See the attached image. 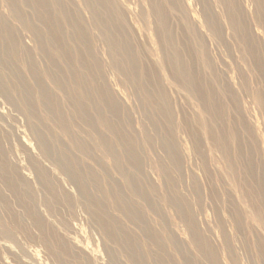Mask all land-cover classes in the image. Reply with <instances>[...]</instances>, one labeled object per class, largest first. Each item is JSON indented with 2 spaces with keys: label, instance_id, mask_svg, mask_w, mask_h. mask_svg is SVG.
Returning <instances> with one entry per match:
<instances>
[{
  "label": "rangeland",
  "instance_id": "374dc122",
  "mask_svg": "<svg viewBox=\"0 0 264 264\" xmlns=\"http://www.w3.org/2000/svg\"><path fill=\"white\" fill-rule=\"evenodd\" d=\"M71 1L76 2L77 0H71ZM184 1H185V5H187L186 7L188 8L191 7L195 10L199 9L198 7L199 5L197 6L194 5L193 0H184ZM143 3L146 6V0H127V1L124 0L123 2H121V5L127 11H129V8L127 5L130 6L128 19H130L129 21H131L132 23L131 25H133L132 28L133 29L136 28L138 30V31L135 30L136 35H137L136 36L137 40L133 43L134 50L131 47L133 51L132 50L130 51L133 52L134 56L136 57V60L142 59V57H144L148 60L147 62L148 66H151L153 64L155 65V63L160 64L161 44L157 38L152 18H150V20L152 21V25L150 26L149 24L145 25L143 23L142 17H137L139 13L145 12L146 10L145 6H143ZM76 4H77L76 6L83 7V5L81 4V1ZM0 12H1V15L4 16L3 24L6 23V25L9 26L10 29L16 30L17 31L16 36L17 35L19 36V34H22V32L24 33L23 43L22 42L17 43L19 45L17 57H13V53L11 50L12 48L10 47V44L0 49V53L4 56L3 61L2 59L0 60V84L6 89L5 91L4 88L3 90L0 88V151H1L0 154L3 155V158L7 162H9L12 168L15 167L16 171H18L15 173L14 176H17L18 173L23 175V176L21 175L17 176L16 181L21 183V182H24L23 179H25L26 177L29 179L28 184L30 185V191L36 196V199H37L36 202H38L36 204V207L38 205L37 209L39 208L38 209L39 212L35 214L34 217L41 218L42 216V219L44 218L43 221L46 222L47 224L46 231L52 232V231L57 230L60 240L69 246L67 253L63 255L61 254L59 258L63 261V263L72 264V263H76V261L79 262L85 259V261L88 262L87 264H117L115 262L117 260H118L117 261L118 264H124V262L128 263L130 261V260L129 261L126 260V253L128 250L130 251V249L133 247V249L138 250L140 254L142 252V254L148 255V258H150L151 260L156 258L158 260L168 261L169 264L171 263L172 264L173 263L184 264L183 263L184 259L191 261L192 264H212V262L210 261L208 262L207 260H205L206 258L202 254V251H205L206 247L202 246L201 244L198 245L200 242L206 241L207 243H209L208 245L211 248L209 253L215 254L218 264H253V263L254 264H264V223L258 217L254 216V213L257 212V213H260V215L264 218V210H263L264 209V118L261 115L260 108L257 106L253 93H252L254 89L257 90L259 88L261 90V93L264 95V80H263L264 79V72H263L264 71L263 70L264 68V48H263L264 47V33L261 32V30L257 32H258V38H260L261 50H259V52L262 53L263 59L260 61L261 63L257 65L258 67L253 64L255 68H253V66L251 65L249 54H247L244 50L231 51L230 49L229 50L231 51L230 53L225 47L223 48L219 46L217 47L209 39H207V43L209 44L208 47L212 55L220 56L219 58H221L222 63L219 68L220 70L226 73L225 80L231 81L232 85L234 86L233 93L235 97H237V102H235L236 100L235 98L228 99L226 95L222 94L219 90H216L218 89V87L214 89V91L216 90V93H217L215 95L218 98L220 97V99L226 103V106L223 108L224 116L222 115V120L225 122L224 125L227 124L225 125L226 129H229L228 131H226L225 141L228 144V147L230 149V154L232 153L230 157L232 156L231 160L233 161V166H234V170H233L228 167V164L226 163L225 159L222 156L221 145H213V141L207 136L204 126H201L204 122L205 115L208 116L209 122H212V119H209V118L215 119L216 114H217L216 118L220 119L221 114L217 112H212V111H209L208 113V111L203 107V103L199 101L200 96L198 94L197 96H194L193 93L189 92L186 89H183L181 86L175 84L174 82H170V85H168V82L170 80L168 77H165L166 69L164 66L162 67V74H161L163 75V77H155V78H158L159 80H161V87L172 105L169 110L170 116H171L170 122L172 124L169 127L170 136L168 137V135H166V137L168 138L169 142L172 141L173 144L176 146V151H174V148L172 147L171 151L167 152L166 149L161 147L160 139L165 136V134L163 133L164 129H163L162 124H160L161 121H158V122L153 121L154 120L153 114H158V113H155L154 109H152L150 106H147L145 104L143 96L139 92H136L137 90L136 88H134L135 86L133 85L132 81H130L131 77L129 78L126 77L128 75L121 76L120 74H118L119 72H117L118 70L116 68L109 65V62H111V58L107 55L108 53L106 49V43L105 41L103 42V40L99 37V35L97 36L99 40L95 38L96 37L95 33L97 32L94 33L93 30L91 32V29H90L91 26L93 27V29H96V28L92 24L93 19L90 17V14L89 12H87V10H83V11L78 10L76 13L79 16V19L81 18L80 19L82 22V23L80 22L81 25L86 26V31L88 30L87 33L90 31L89 33H90L92 45L96 49L95 53L97 54L101 63L105 64L104 68L106 72V77L109 82L110 90L112 93L111 94L112 103H113V106L117 104L116 106L117 111L113 112L112 114L110 113L106 115V117L111 116V118H118V119L120 117V124L119 125L117 124V126H115L113 124L114 121H112L111 125L112 124L113 125L111 126V129L109 130L106 126L105 127L101 126L100 124L101 118H102L101 114H98L97 112L92 111V109H90L91 107L85 109L88 111L90 110L94 114V118L96 119L97 124L101 127V131L104 134H106L105 136L107 140H104L103 141L104 143H102L101 145L98 139L99 134L97 132H90V134H88L86 132L80 131L79 126L77 127L73 125L68 120V118H71L74 116V112H67L61 109L62 113L64 114L62 116L55 115L56 110L61 108L60 104L63 100V98H61L62 93L61 91L60 92L58 91V89L56 88L55 82H54V77L57 76V74H55L57 67L54 68L52 66H49L50 69H48L46 65L47 63H49L48 60L46 58H43L41 56L42 54L39 53V51L33 46V43H32L33 35H32V32H30L29 30V25L31 24L30 21L28 22V28H25L24 23L20 24L17 21L12 19L11 14L9 13V10L7 8L6 9L3 8ZM23 12L29 16L31 14V10L28 11V10L23 9ZM146 12H147V18H146L147 20L149 17V7H148V10H146ZM188 14H189V19L191 18L192 20L191 19L190 20L194 21L196 24L197 23L199 24L198 20L202 22L201 17L197 19L194 17V15L190 14V12ZM81 15L82 17H80ZM63 29L65 30V33H67L71 30V27H69L66 24L65 26H63ZM175 30L177 31L176 33H178V35L176 34V38H178V36H180L183 33L182 31L183 28L182 26H179L177 28L175 27ZM203 31H206L205 28H203ZM91 33L94 35H92ZM64 41L67 42L66 39L60 42H64ZM23 44L25 45L28 44L29 46L22 47ZM140 44L144 45L145 47L144 52H143V49H141L142 47L141 48L138 47ZM5 48H6V51H5ZM22 48H25L27 51L26 50L23 51ZM232 48H235V47H232ZM51 49L53 53H55L53 57L56 60H58L59 57L61 59V56H59V53L55 52L53 48ZM27 52L28 54H26ZM23 53L24 55H27V56H24ZM185 57L188 60L187 56ZM8 58H9V61H8L9 64L6 63L7 61L6 59ZM26 59H28L29 61H26ZM191 60L192 62H194L195 61L194 57L191 58ZM233 61H235V63ZM3 62L5 64H2ZM27 62H29L32 65L29 68H33V69L28 68ZM261 64H262V67H261ZM9 65L11 66L9 67ZM77 66L78 67L74 66L77 70L73 66H71V64L68 65L69 67L68 68L67 64L64 63L62 59H61V62L59 63V67L63 70L65 74H71L70 70L73 71L74 79L77 81V85L79 84L78 86L82 87L84 86L83 85L84 78L82 77L80 72H83L82 74L87 79V77H89L87 76V71L89 67H85V64L79 65V63H77ZM237 66L239 68H237ZM101 68L103 69V66H101ZM10 69L15 72L14 74L15 76L10 75L9 73ZM51 69H52V72H51ZM35 70L41 74V77L33 78V75L31 74ZM241 72L246 76V78L245 77L244 78L247 82L246 83L247 88H245V85H242V78L239 77ZM18 73L21 75H19ZM53 73H54V77H53ZM19 76L25 78V82L26 83L28 82V84L31 86L28 89L30 90V93H31L30 99L34 101L33 108L36 112L37 117L42 120V124L39 125L38 123V126H37L38 130L36 131L40 133L41 135L43 134L44 136H47L48 138L53 139L52 141H55L53 144V148L55 147L54 150H57L59 148V145L63 143L62 145H65L63 147H66L67 149V158L71 156L69 153H71L72 155L76 154L77 155L76 158L74 155L73 156L74 160L70 162V165L71 163H78V165L83 167V171L85 175L83 174L82 170L79 171L77 175L75 174V176H71V175L68 176L67 174L64 175L65 172L59 169V167L54 163L52 158H48V157L44 158L43 155H41V150H40L41 148L37 146L36 138H34L31 132V129H30L32 124H29L27 122V116H28L27 112L24 111V108L18 103L16 104V102H13L12 100L9 101L10 100L9 96H12V94L14 96L12 97L15 99H17L16 97H19L20 90L18 91V84L13 80V78L19 77ZM76 78L77 79L79 78V80H81L83 84L82 83L80 84V82ZM150 78H152L153 80H150L148 78L149 84H151L150 81H152V83L154 81V77H150ZM38 79L39 81L41 80L43 83L45 81V84H47V86L51 89L52 94L55 96L57 104L50 106L51 110L47 109L46 106H43L39 103L42 97L40 95L41 90H39L37 85H35V83H38L37 81ZM223 79L224 77H222V80ZM217 82L218 84L220 83L218 80ZM224 83H227V82L224 81ZM86 86L87 85L85 84V87ZM81 90L82 88H75V91L77 94H79ZM8 93L9 95H7ZM262 97L264 98V96ZM115 99L118 101H116ZM87 100L88 99L85 98V101ZM113 100H115V103ZM239 101H240L241 106L239 107L234 106L235 103L239 104L238 103ZM103 109L105 110L106 108L103 107ZM52 110L53 112L54 111L55 112L52 113ZM115 114L116 116H114ZM183 114L184 116L185 115L186 116L183 117ZM144 116L148 118H144ZM59 117L62 118V122H64L63 119H65L66 122H68V129L70 130V133H72L71 134L72 140L70 139V134H67L68 130H64L63 127H61L59 123L54 121V118H59ZM186 118H189V119H186ZM35 120H38V119H35ZM183 120L185 122L187 121L186 124ZM7 122L8 124H6ZM162 122L165 125L167 124L164 121ZM188 123H190L191 126ZM76 124L81 125L82 127H86L85 124H81V123H76ZM184 124L188 128L184 126ZM151 125L154 128H152ZM118 126H121V127H118ZM41 128L44 130H42ZM191 130L193 132L195 131L194 133L197 136V140L199 138L198 142L200 140L202 141V142L200 141L201 144L199 142L200 152H198L199 147L193 148V145H192L193 143L191 139L192 133L189 132ZM245 130L247 131L244 132ZM116 134L117 136H115ZM122 134L129 136L131 141L134 142L133 144L138 147L141 160L143 159L144 165L142 166L144 169L143 170L144 175L138 176L137 178L138 181L136 180V182L140 185L142 184V186L144 185L143 188L147 191L148 197L149 198L151 197L150 199H152L150 200L147 198L148 202L143 201L146 199L140 197L137 193L127 188L128 187L127 184L129 183H128V179L126 180L125 178L126 177L125 172L130 171L131 169L129 168H131L132 166L126 163V160L123 154L121 153L123 150L122 149L123 147L120 144L121 142L119 138L122 136ZM58 135H59V138H58ZM73 137H77V138L79 137L80 141L77 140L75 142L73 140ZM81 139H86V140L83 142ZM117 139H119V141ZM19 141L21 143H19ZM22 141H24V143H22ZM21 144H24V145H21ZM106 144L111 145L112 150H113L111 153H108V151L105 149V147H107ZM179 147H183L184 150L179 149ZM87 150H90V151L92 150V152L86 155L84 154V152H86ZM21 151H23L22 152L23 155L21 154ZM94 153H97V155L95 156ZM5 155L8 159L5 157ZM204 155L205 157H203ZM180 156L182 159L180 158ZM96 158H100L99 161L98 159L96 161ZM198 159H200V161ZM175 161L179 164V166L175 164ZM241 162L243 165L241 164ZM34 165L40 167L41 170L43 169L42 171L44 173H47V177L50 183V186L47 187V190L42 188L40 183L37 182L38 179L35 176V174H33L34 172L32 171L33 169L31 168ZM70 165L68 167H70ZM166 165L169 166L170 168L168 173L165 172V175L161 174L163 170L160 167L163 166L166 168ZM46 166L48 167V169L46 168ZM99 167L100 168L102 167L101 168L102 170ZM199 167H202V168L200 169ZM104 169H106V171ZM201 171L203 172V174ZM132 173L134 174V172L131 170L130 174ZM109 174L110 176H108ZM204 174L207 178L204 176ZM241 175H244L243 176L244 178ZM85 176H86V179H85ZM70 177H74L73 179L76 182ZM90 177L92 179H90ZM208 177L210 178L209 180H208ZM77 178L78 179L80 178V179L78 180ZM84 180L85 182H83ZM80 181L83 183H81ZM237 181H238V184L236 183ZM242 181L248 182L250 185L249 186L246 185L245 187V183H243L242 185ZM117 182H118V185H120L121 187L122 185L124 186V190L120 187L119 188L116 187ZM107 183L110 186H108ZM192 183H194L196 186L201 183L202 185H199V187L196 188V186H194ZM77 184L78 186L79 185H83V186L82 187L79 186L80 187L79 188L77 187ZM88 184L89 186H87ZM214 184L217 187H215ZM19 185H20L19 186L20 189L22 190L25 189V187L22 184H19ZM93 185L95 186V188ZM86 186L89 187L90 189L86 188ZM134 186L136 185L134 184ZM97 187L99 188L97 189ZM80 190L81 192H79ZM117 190L121 191V193L118 192ZM87 192L89 195L87 194ZM15 193L16 191L13 188H9L6 182L2 181L0 177V206H1L0 207V217L2 218L1 228L9 231L12 236V239L8 238L9 240H6L5 239L6 237L2 236V234L0 233V264H59V262L56 260V257H58L56 253L59 252L58 249L60 248L58 247V244H55L56 240L52 239L50 235L46 233L45 231H42V230L40 231L33 225L32 223L33 218H31V216L28 215L27 211L25 210L26 204L20 203V201H18L17 198H15L14 196ZM117 193L122 194L123 196L125 194L123 198L124 201H122L123 200L122 198L120 201V197L118 196ZM201 193L203 196L201 195ZM257 193H260L262 200L259 199V196L257 195ZM51 194L56 195L58 202L54 199V197L51 196ZM83 194H85L86 196L84 195L85 196L84 197ZM90 194L91 195L93 194V196H90ZM101 195L103 196V198ZM99 196H100V199H98ZM80 197H83V198H80ZM167 197H169V199H167ZM90 199L92 201H96V203L94 205L92 204L90 205L89 204ZM176 199L179 201V203H181L180 208L183 211V214L186 215L185 217L184 215L180 216V214L177 213V210L171 204V203L174 204V202H177ZM2 200H4V204L9 206V210H6L7 207L2 203ZM97 200L99 201L101 200L100 202L102 203L104 202L105 204L100 203L101 205L100 204L98 205ZM232 200L235 202H233ZM83 205H84V208H83ZM148 205L150 206V208ZM154 205L157 207L158 210L157 209L154 210L151 208V206H154ZM107 207L108 209H106ZM88 209L90 211H88ZM228 209L230 212L228 211ZM131 210L133 211L131 212ZM91 211H94L98 215H100L101 220L102 221L104 220L103 222H105L104 224H106L107 227H109L108 224H111V227L109 228H112V229L102 232L97 221L95 219L93 221V215ZM160 213L163 215H160ZM218 213H219V216L217 215ZM111 214L112 216H116V217L114 218L110 216ZM136 217L138 221L135 219ZM159 217H161L160 219L162 221L159 219ZM113 219L115 221H113ZM140 220L143 223H141ZM184 220H186V224ZM11 221L14 223H12ZM90 221L91 222L93 221V222L91 223ZM113 222L117 224L116 229L114 228ZM165 222L166 223L168 222V223L166 224ZM145 225H148V226H145ZM220 225L223 227H221ZM168 226H169V230L171 231L167 230ZM220 227L222 228V230ZM126 228L129 230H127ZM189 228L190 229L192 228L191 229L192 231L188 230ZM105 233L107 234L109 233L108 235H110L111 237ZM143 235L145 236V238ZM147 235L152 237L151 239L158 240L160 244H163L165 242L163 246L167 254L164 255L160 253L161 257L158 258L157 256L158 253L151 248V245H153L154 242L151 241L150 237ZM131 236H132V239H131ZM225 236L226 237L228 236L227 237L228 239ZM244 236L245 238H243ZM109 238H111V240ZM123 238L124 240H122ZM101 239H103L102 240L103 242L101 241ZM183 239L185 240L183 241ZM71 240L73 243L71 242ZM99 240L101 243L99 242ZM108 240L112 242H109ZM125 240L127 241V243ZM259 240L261 243L259 242ZM87 242L89 243L88 245H87ZM104 242H106L107 244L104 245L103 244ZM175 242L179 246L181 245L180 251H177L178 246L175 247L174 245ZM117 243H123V244L126 243L127 245L129 243H134V244L136 243V244L134 246L129 245L130 247H128L126 251V247H121ZM97 244H98V247H97ZM108 244L110 245L107 246ZM102 247L104 250H102ZM138 247L140 248V250ZM245 247L247 250L245 249ZM99 248L101 249L103 253L100 252ZM54 249L57 250L56 253H54ZM111 249L113 250L111 251ZM105 253H109V255L108 254L105 255ZM122 260L124 262H122Z\"/></svg>",
  "mask_w": 264,
  "mask_h": 264
},
{
  "label": "bare ground",
  "instance_id": "6f19581e",
  "mask_svg": "<svg viewBox=\"0 0 264 264\" xmlns=\"http://www.w3.org/2000/svg\"><path fill=\"white\" fill-rule=\"evenodd\" d=\"M80 1H81V4L83 5V7L76 6L77 5L76 3H79ZM123 1L124 0H121V2H123ZM121 2H120V0H77L76 2L71 1V0H0V11L3 8H5V9L7 8L9 10V13L11 14L12 19L15 20V21H17L20 24L21 23L22 24L24 23L25 28H28V22L30 21L31 24L29 25V30H30V32H32V35H33V38H32L33 46L39 51V53L42 54L41 56L43 58H46L48 60L49 63L46 64L48 69H50L49 66H52L54 68L57 67L56 68L57 70L55 71V74H57V76L54 77V73H53V77H54V82H55L56 88L58 89L59 92L61 91V93H62L61 98H63V100H62L61 104L59 102L61 108L58 109V110H56V112L54 111L55 112V115L62 116L64 113H62V110L61 109H63V111H67V112H74V116L73 117L70 116L71 118H68V120L73 125H75L77 127L79 126L80 131L86 132L88 134H90V132H97L99 134L98 135V139H99V142L101 143V145H102V143H104L103 142L104 140H107V138L105 136L106 134H104L101 131V127L97 124L96 119L94 118V114L90 110L88 111V110H85V109L91 107L90 109H92V111H95L98 114H101V117L102 118H101L100 124H101V126H104V127L106 126L109 130L111 129V126L113 124L115 126H117V124L118 125L120 124V117H119V119L118 118H111V116L110 117H108V116L106 117V115H108L110 113L112 114L113 112L117 111V108H116L117 104L113 106V103H112V99H111V94L112 93H111V90H110L109 82H108L107 77H106V72H105V68H104L105 64H102L101 63V61L99 60L97 54L95 53L96 49L92 45V41H91V37H90V33H89L90 31L88 32L89 33L88 34L87 33L88 30L86 31V26L83 25L85 27L84 28L81 25V23H82L81 20H80L81 18L79 19V16L76 13L78 10H81V11L87 10V12H89V14H90V17L93 19L92 24L96 28V29H93V27L91 26V28H90L91 29V32H92V30H93L94 33L97 32V33H95L96 34L95 35L96 36L95 38H97V36L99 35V37L103 40V42L105 41V43H106V49H107V53H108L107 55L111 58V62H109V65L112 66V67H114V68H116L118 70L117 72H119L118 74H120L121 76L128 75L126 77H128V78L131 77V80L130 81H132L133 85L135 86L134 88H136V90H137L136 92H139L143 96V99H144L145 104L147 106H150L152 109H154V112L155 113H158V114H153V116H154L153 117L154 118L153 121H155V122L161 121L160 124H162L163 129H164V132L163 133L165 134V136L163 135L164 137H162L160 139L161 140V147L164 148V149H166L167 152H170L172 147L174 148V151H176V146L173 144L172 141L169 142L168 141V138L166 137V135H168V137L170 136L169 135L170 134L169 127L172 124L170 122L171 116H170V111L169 110H170V108H171L172 105H171L170 101L168 100L167 96L165 95V93H164V91H163V89L161 87V80H159L158 78H155V77H163V75H161V74H162V67L164 66L165 69H166V75H165V77H168L169 80H170L168 82V85H170V82H174L175 84L181 86L183 89H186L189 92L193 93L194 96H197V94H198L200 96V100L199 101H201L203 103V107L208 111V113H209V111H212V112H217V113H220L221 114L220 119H217L216 118L217 117V114H216L215 119L214 118H209V119H212V122H209L208 116L205 115L204 122H203V124L201 126H204V129L206 131L207 136L213 141V145H221V150H222L221 153H222L223 158L225 159L226 163L228 164V167L230 169H233L234 170L233 161L231 160L232 159V156L230 157V155L232 153L230 154V149L228 147V144L225 141L226 131H228L229 129H226L225 125H227V124L224 125L225 122L222 120V115L224 114L223 108L226 106V103L224 101H222L220 99V97L218 98L215 94H217L216 93V90H219L222 94L226 95V97H228V99H230V98L231 99H234L235 98L236 99L235 102H237V97H235V95L233 93L234 86L232 85L231 81L230 80H225L226 79L225 78L226 73L224 71L220 70V68H219L220 65H221V63H222L221 58H219L220 56L212 55V53H211V51L209 50V47H208L209 44L207 43V39H209L217 47L218 46L221 47V48L225 47L228 51L230 49H231V51L244 50L247 54H249V59L251 61V65L253 66V64H254L255 66H257L259 63H261L260 61L263 59L262 53L259 52V50H261V48H260V38H258V32L257 31H260L261 30V32L264 33V0H193V4L194 5H196V6L199 5L198 6L199 9H197V10H195V9H193L191 7L190 8L186 7L187 5H185V1L184 0H146V6H145L144 3H143V6H145L146 10H148V7H149V17H148V19L146 20V18H147V12H146V10H145V12L139 13L137 15V17H142L143 23L145 25H148L149 24L151 26L152 25V21H153V25H154V29H155L157 38H158V40H159V42L161 44L160 64L155 63V65L153 64L151 66H148V63H147L148 60L146 58H144V57H142V59L136 60V57L134 56V54L132 52L134 50L133 49V47H134L133 43L137 40L136 39V36L137 35H136L135 30L136 31H138V30L136 28H134V29L132 28L133 25H131L132 23H131V21H129L130 19H128L129 18L128 16H129V11H130V6L127 5L128 8H129V11H127L121 5ZM147 4H148V6H147ZM23 9L24 10H28V11L31 10V14L29 13L30 16L29 15H26L23 12ZM189 12H190V14L194 15V17L197 18V19H199V17H201L202 18V22L200 20H198L199 24L198 23L196 24L194 21H191L192 19L191 18H190L191 20L189 19V14H188ZM80 17H82V15ZM150 18H152V21L150 20ZM3 21H4V16H2L1 15V12H0V49L10 44V47L12 48L11 50H12V53H13V57H17L18 56V50H19V45L17 43H21V42L23 43V35H24V33L22 32V34H19V36L18 35L16 36L17 31L14 30V29L13 30L10 29V27L7 26L6 23L3 24ZM66 24L69 27H71V30L69 32H67V33H65V30L63 29V26H65ZM133 24H134V22H133ZM179 26H182L183 33L180 36H178V38H176V34L178 35V33H176L177 31L175 30V27L177 28ZM203 28H205L206 31H203ZM137 34H139V33H137ZM92 35H94V34H92ZM179 38H181V39H179ZM65 39L67 40V42H65V41L64 42H60V41L65 40ZM97 39L99 40V38H97ZM24 45L25 44H23L22 47L29 46L28 44H26L25 46ZM131 47H132L133 50L131 49ZM138 47H140V48L142 47L141 49H143V52L145 51L144 45L140 44ZM232 47H235V48H232ZM51 48H53V50L55 52L59 53V56H61V59L64 61V63L67 64V67L70 64L73 67L74 66L78 67L77 66V63H79V65H84L85 64V67H89V69L87 68L88 69L87 76H89V77H87V79L82 74L83 72H80L81 75H82V77L84 78V80L82 78L84 84H83V82L81 80H79V78L78 79L76 78L80 82V84L82 83L84 86L79 87L78 86L79 84L77 85V81L74 79V75H73L74 73H73L72 70H70L71 74H65L63 72V70L61 69L62 67L61 66H60L61 68L59 67V63L61 62V59L59 57V59L56 60L53 57L55 55V53H53V51H52ZM22 49H23V51L26 50L25 48H22ZM97 49H98V47H97ZM130 50H132V51H130ZM5 51H6V48H5ZM231 51H229V52L231 53ZM2 52H3V50H2ZM26 54H28V52ZM23 55H24V53H23ZM219 55H220V53H219ZM24 56H27V55H24ZM141 56H143V55H141ZM185 56H187L188 60L186 59ZM232 56H234V55H232ZM9 57H11V56H9ZM193 57H194V60H195L194 62H192V60H191V58H193ZM1 59L3 61L4 56L0 53V60ZM6 60H5L6 63L9 64V62H8L9 61V58L6 59ZM26 61H29V60L26 59ZM4 62L2 64H5ZM83 62H85V63H83ZM233 62L235 63V61H233ZM44 64H45V62H44ZM46 65H44V66H46ZM10 66L11 65H9V67ZM27 66L29 68L32 65L29 62H27ZM101 66H103V69L101 68ZM7 67H8V65H7ZM261 67H262V64H261ZM237 68H239V67L237 66ZM253 68H255V67L253 66ZM12 69H13V67H12ZM29 69H33V68H29ZM263 70H264V68H263ZM11 71L12 70L10 69L9 70V73L12 76V75L15 74V72L14 71L11 72ZM30 71H32V70H30ZM260 71H259V73H260ZM51 72H52V69H51ZM78 72H79V70H78ZM19 75H21V74H19ZM31 75H33V78L34 77L35 78L41 77V74L38 71H36V70L33 71ZM147 77L150 80H153L150 77H154L153 83H152V81H150L151 84H149V82H148L149 79ZM222 77H224L223 80L226 81L227 83H224V81L222 80ZM239 77L242 78V85H245V88H247V84H246L247 82L245 80L246 76L241 72L240 75H239ZM33 78H32V80H33ZM13 80L18 84V91L20 90V94H19V97H16L17 99L13 98L14 96L12 94L13 97L12 96H9V99H10L9 101L12 100L13 102H16V104L18 103L19 105H21L24 108V111L27 112V115H28L27 116V122L29 124H32L31 127H30V129H31V132H32L34 138H36L37 146H39L41 148L40 149L41 150V155H43L44 158H47V157L48 158H52L53 161H54V163L59 167V169L60 170H63L65 172L64 175L67 174L68 176H70V175L71 176H75V174L77 175L79 173V171H81V170L83 171V167H81L80 165H78V163H71V165H70V162L74 160V157H73L74 155H75V158H76V156H77L76 154L72 155L71 153H69L71 156L69 158H67V149H66V147H63V146H65V145H62L63 143H61L59 145V148L58 149L56 148L57 150H54L55 147L53 148V144H54L55 141H52L53 139L48 138L47 136H44L43 134L41 135L40 133H38L36 131V130H38L37 129L38 123H39V125L42 124V120L37 117L36 112H35V110L33 108L34 101L30 99L31 93H30V90H28V89L31 86L28 84V82L27 83L25 82V78H23V77H20V76L19 77H15V78H13ZM217 80L220 82L219 84H218ZM37 81H38V83H35V82L34 83H35V85H37V87L39 88V90H41V94L40 95L42 97V99L40 100L39 103L41 105H43V106H46L47 109H50V106H52L54 104H57L56 99H55V96L52 94L51 89L47 86V84H45V81H44V83L41 80L39 81V79ZM52 82H53V80H52ZM85 84L87 85L86 87H85ZM216 87H218V89H216L214 91V89ZM0 88L3 90L4 87L0 84ZM75 88H82V90H81V92L79 94H77L76 91H75ZM166 88H168V87H166ZM21 89H22V91H21ZM4 90L6 91L5 88H4ZM117 92H119V91H117ZM5 93H7V92H5ZM9 93L7 95H9ZM252 93H253V96H254V99H255V102H256L257 106L260 108L261 115L264 118V98L262 97L264 95L261 93V90L259 88L257 90L254 89L252 91ZM92 94H93V96H92ZM85 98L88 99V100L85 101ZM115 100H113L114 103H115ZM116 101H118V100H116ZM238 103L239 104H236L235 103L234 106H236V107L241 106L240 105V101ZM103 107L106 108V109L104 110ZM234 110H235V108H234ZM16 111H17V109H16ZM9 112H11V111H9ZM54 112L52 110V113H54ZM149 113H150V111H149ZM160 114H161V116H160ZM238 115H239V113H238ZM114 116H116V114ZM185 116L183 114V117H185ZM144 118H148V117H145L144 116ZM35 119H38V120L40 119L41 121L39 120L40 121L39 122L38 120H35ZM186 119H189V118H186ZM48 120H50V119H48ZM151 120H152V118H151ZM54 121L57 122V123H59L61 125V127H63L64 130H68L67 134H70V139L72 140V138H71V134L72 133H70V130L68 129V122H66L65 119H63L64 122H62V118H60V117L59 118H54ZM112 121H114V123L111 125ZM162 121H164L167 124L165 125ZM45 122H46V120H45ZM186 122H185V124H186ZM76 123L85 124L86 127H82L81 125H77ZM6 124H8V122ZM185 124H184V126H186ZM188 124H190V123H188ZM43 125H44V123H43ZM7 126H9V125H7ZM190 126H191V124H190ZM118 127H121V126H118ZM151 127H152V125H151ZM152 128H154V127H152ZM85 129L88 130V131H86ZM190 129H191V127H190ZM42 130H44V129H42ZM46 130H47V128H46ZM120 130H121V128H120ZM246 131L247 130H245L244 132H246ZM189 132L192 133V134L191 133L190 134H191V139H192V143H193L192 144L193 145V148H198L202 141L200 140L201 142L199 141L200 142V144H199V142H198L199 138L197 140V136L194 133L195 131L193 132L191 130ZM115 136H117V134ZM29 137H30V135H29ZM79 137L78 138L77 137H73V140L75 142L77 140L80 141ZM58 138H59V135H58ZM119 139H120V142H121L120 144L123 147L122 148L123 150H122L121 153L123 154V156H124V158L126 160V163H128L130 166H132L129 169H131L134 172V174L133 173L130 174L131 173V170L125 172V174H126V177L125 178H126V180L128 179V183H129V184H127V186H128L127 188L128 189H131V191L137 193L140 197L146 199V200H143V201L148 202V199H150L151 197L150 198L148 197L147 191L143 188L144 185L142 186V184L140 185V184H138L136 182L138 176L144 175V173H143V170L144 169H143V166H142L144 164H143V159L141 160V156H140L139 149H138V147L136 145L133 144L134 142L131 141V139L129 138V136H126V135L122 134V136ZM119 139H117V140L119 141ZM22 140H23V138H22ZM81 140L84 142L86 139H81ZM58 142H59V140H58ZM19 143H21V142L19 141ZM22 143H24V141H22ZM21 145H24V144H21ZM106 146L107 147H105V149L108 151V153H111L113 151L111 145L106 144ZM22 148H24V147H22ZM250 148H252V147H250ZM179 149L184 150L183 147H179ZM198 150L197 151L200 152V147H199ZM28 151H30V150H28ZM116 151H117V149H116ZM140 151H141V149H140ZM22 152L23 151H21V154H22ZM91 152H92V150L91 151L90 150H87L86 152H84V154L88 155ZM0 153H1V151H0ZM94 154H95V156L97 155V153H94ZM117 154H118V152H117ZM177 154H179V153H177ZM5 157H6V155H5ZM203 157H205V155ZM180 158H181V156H180ZM78 159H79V157H78ZM97 159L99 161L100 158H96V161H97ZM198 160L200 161V159H198ZM75 162H76V160H75ZM180 162H181V160H180ZM100 163H99V165H100ZM247 163H248V161H247ZM175 164L179 166V164L176 161H175ZM199 164H201V163H199ZM241 164H242V162H241ZM69 165H70V167H68ZM122 165H123V163H122ZM123 167H124V165H123ZM31 168L30 169L34 172L33 174H35V176L38 179L37 182L40 183V185H41L42 188H44V189L47 190V187L50 186L49 179L47 177V173H44L42 171L43 169L41 170L40 167L35 166V165L32 166ZM46 168L48 169L47 166H46ZM160 168H162V170H163L161 172V174H164V175H165V172L168 173V171L170 169L169 166H167V165H166V168L163 167V166H161ZM199 168L201 169L202 167H199ZM199 168H198V170H199ZM93 169H95V168H93ZM104 170L106 171V169H104ZM16 172H18V171H16V168L15 167L12 168L10 166L9 162H7L3 158V155L0 154V177H1V180L4 181V182H6V184L9 186V188H13L16 191V193L14 194V196H15V198H17L18 201H20V203L26 204L25 210L27 211L28 215H30L31 218H33L32 219L33 225L37 229H39L40 231L41 230L42 231H45L46 233H48L50 235V237L52 239L56 240V243L55 244H58V247L60 248V249H58V251L60 252V254H59V252H57L56 249H54V253L57 252L56 255L58 256V257H56V260L59 262V264H65L59 258L61 256V254L63 255V254H66L67 253L69 246L66 243H63V241L60 240V237H59V234H58L57 230L52 231V232H47L46 231L47 224H46V222L43 221L44 218L42 219V216H41V218L40 217L39 218L38 217H34V215L39 212L38 211L39 208L37 209L38 205L36 207V204L38 203V202H36L37 201L36 196L30 191V185L28 184L29 183V179L27 177L25 179H23V177H22V179L24 180V182H21L20 183V182L16 181L17 176H20V175L23 176L20 173H18V175L16 174L17 176H14ZM83 174H84V171H83ZM110 174L108 176H110ZM181 174H183V173H181ZM202 174H203V172H202ZM204 176H205V174H204ZM241 176L243 177L244 175H241ZM194 177H195V175H194ZM70 178L73 179L74 177H70ZM88 178H89V176H88ZM133 178L135 179V181H134ZM235 178H236V176H235ZM75 179H76V177H75ZM85 179H86V176H85ZM90 179H92V178L90 177ZM209 179L210 178L208 177V180ZM86 181H88V180H86ZM199 181H200V179H199ZM83 182H85V180ZM83 182H81V183H83ZM141 182H142V180H141ZM145 182H147V181H145ZM204 182H206V181H204ZM18 183L19 184H22L25 187V189H23V190L20 189L19 188L20 185ZM236 183L238 184V181ZM243 183H245V187H246V185L247 186L250 185L248 182H243L242 181V185H243ZM2 184H4V183H2ZM114 184H116V183H114ZM134 184L136 186H134ZM192 184L194 186H196L194 183H192ZM199 185H202V183L199 184ZM199 185H197L196 188L199 187ZM35 186H36V184H35ZM79 186L82 187L83 185H79ZM79 186L77 184V187H79ZM87 186H89V184ZM87 186H86V188H89ZM93 186H92V188H93ZM108 186H110V185L108 184ZM116 187L117 188L120 187V188H122L124 190V186L122 185V187H121L120 185H118V182H117ZM215 187H217V186L215 185ZM94 188H95V186H94ZM98 188L99 187H97V189ZM200 188H201V186H200ZM200 188H199V190H200ZM242 188H243V186H242ZM108 189H110V188H108ZM111 189H112V187H111ZM150 189H151V187H150ZM194 189H195V187H194ZM95 191H96V189H95ZM121 191H118V192L121 193ZM253 191H254V189H253ZM79 192H81V190ZM208 193H209V191H208ZM40 194H41V192H40ZM87 194H88V192H87ZM117 194L120 197V201H121V198L123 199L124 196H125V194H124V196L122 194H119V193H117ZM84 195L85 194H83V196ZM201 195H202V193H201ZM257 195L259 196V199L262 200L260 193H257ZM51 196L54 197V199L58 202L56 195L51 194ZM90 196H93V194L92 195L90 194ZM80 198H83V197H80ZM89 198H91V197H89ZM102 198H103V196H102ZM171 198H172V196H171ZM61 199H62V197H61ZM98 199H100V196H99ZM167 199H169V197H167ZM150 200H152V199H150ZM253 200H254V198H253ZM100 201L97 200V204L98 205L100 203H102ZM122 201H124V199ZM173 201H174V199H173ZM215 201H217V200H215ZM186 202H187V200H186ZM233 202H235V201H233ZM2 203L4 204V200H2ZM95 203H96V201H92L91 199L89 200V204L90 205L91 204L94 205ZM86 204H88V203H86ZM171 204L174 206V208L177 210V213L180 214V216L184 215L183 214V211L180 208V204L181 203H179L178 200H177V202H174V204L173 203H171ZM4 205L7 207L6 210H9V206L6 205V204H4ZM83 208H84V205H83ZM126 208H127V206H126ZM149 208H150V206H149ZM151 208L154 209V210L157 209V207L155 205L154 206H151ZM106 209H108V207ZM215 210H217V209H215ZM88 211H90V210L88 209ZM132 211L133 210H131V212ZM159 211H160V209H159ZM228 211H229V209H228ZM191 212H193V211H191ZM91 213L93 215V221H94V219L97 221V223L100 226L102 232L103 231H108L109 229H112V228H109V227H111V224H108L109 227H107V225L104 224L105 222H103L104 220L103 221L101 220L100 215H98L94 211H91ZM160 215H163V214L160 213ZM217 215L219 216V213ZM110 216H112V214ZM124 216H125V214H124ZM185 216L186 215H184V217ZM254 216L255 217H258L264 223V218L260 215V213L255 212L254 213ZM112 217L115 218L116 216H112ZM130 217H131V215H130ZM161 217H159V219ZM221 217H222V215H221ZM236 217H238V216H236ZM132 219H134V218H132ZM135 219L137 220V217ZM1 220H2V218L0 217V233L2 234V236L6 237L5 238L6 240H9L8 238L12 239V236H11L10 232L7 231L6 229H2L1 228V225H2ZM113 221H115V220L113 219ZM184 221H185V224H186V220H184ZM193 221H191V222H193ZM140 222H141V220H140ZM12 223H14V222H12ZM141 223H143V222H141ZM113 225H114V228L116 229L117 228V224L115 222H113ZM145 226H148V225H145ZM192 226H193V224H192ZM221 227H223V226H221ZM234 227H235V225H234ZM191 229L189 228L188 230H191ZM127 230H129V229H127ZM151 230H152V228H151ZM167 230H169V226H168ZM221 230H222V228H221ZM96 231H97V229H96ZM169 231H171V230H169ZM145 233H147V232H145ZM192 233H194V232H192ZM105 234H107V233H105ZM149 235H151V234H149ZM149 235H147V236H149ZM174 235H176V234H174ZM108 236H110V235H108ZM144 238H145V236H144ZM151 238L152 237H150V239ZM221 238H223V237H221ZM226 238H224V239H226ZM243 238H245V236ZM109 239L111 240V238H109ZM131 239H132V236H131ZM177 239H178V237H177ZM102 240L103 239H101V241ZM117 240H118V238H117ZM122 240H124V238ZM127 240H129V239H127ZM184 240L185 239H183V241ZM119 241H120V239H119ZM151 241L154 242V243L151 242V243H153V245H151V248L158 253V255H157L158 258L161 257V254L160 253H162L164 255L167 254L166 253V250L164 249V246H163V244L165 242L163 244H160L158 240L151 239ZM71 242H72V240H71ZM99 242H100V240H99ZM109 242H112V241H109ZM121 242H123V241H121ZM243 242H245V241H243ZM259 242H260V240H259ZM126 243H127V241H126ZM126 243H124V244L123 243H117V244L119 246H121V247H126V251H127L128 247H130L129 245L134 246L136 244V243L135 244L134 243H129L127 245ZM175 243H174L175 247L178 246L177 247L178 248L177 251H180L181 250V247H180L181 245L179 246L177 243H176L177 245ZM88 244L89 243L87 242V245ZM103 244L105 245L107 243L104 242ZM200 244L202 246L206 247V250L205 251H202L201 250L203 256L206 258L205 260H207L208 262L209 261L212 262V264H218V261H217V259L215 257V254L214 253H209V251L211 250L210 246L208 245L209 243H207L206 241H203V242H200L198 245H200ZM109 245L110 244H108L107 246H109ZM95 246H96V244H95ZM97 247H98V244H97ZM226 247H228V246H226ZM75 248H76V246H75ZM71 249H73V248H71ZM183 249H184V247H183ZM185 249H186V247H185ZM216 249H218V248H216ZM245 249H246V247H245ZM102 250H104L103 247H102ZM112 250L113 249H111V251ZM139 250H140V248H139ZM111 251H109V252H111ZM100 252H102L101 249H100ZM106 252H108V251H106ZM191 253H192V251H191ZM106 254L109 255V253H105V255ZM110 255H111V253H110ZM83 259H84V257H83ZM126 260H128V261L130 260L128 262L129 264H169L168 261L158 260L156 258L153 259V260H151L150 258H148V255L142 254V252L140 254V252L138 250H134L133 247L130 249V251L129 250L127 251V253H126ZM117 261H115V262L118 264ZM112 262H114V261H112ZM122 262H124V261L122 260ZM87 263L88 262L85 261V259H84V260L79 261V262L76 261V263H72V264H87ZM103 263H105V262H103ZM128 263L127 262H124V264H128ZM183 263L184 264H192V262L189 261V260H187V259H184V262ZM68 264H71V263H68ZM173 264H175V263H173Z\"/></svg>",
  "mask_w": 264,
  "mask_h": 264
}]
</instances>
